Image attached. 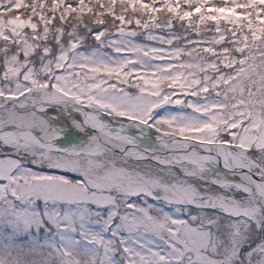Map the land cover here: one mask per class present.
Segmentation results:
<instances>
[{"label":"snow or ice","instance_id":"obj_1","mask_svg":"<svg viewBox=\"0 0 264 264\" xmlns=\"http://www.w3.org/2000/svg\"><path fill=\"white\" fill-rule=\"evenodd\" d=\"M138 2L140 8L126 0H52L58 7L54 14L49 8L51 25L61 30L27 54L17 47L11 57L0 55V223L13 237L0 264H21L28 249L22 237L41 229L55 230L64 264H264V137L240 143L253 118L242 116L237 127L230 120L213 136L184 131L211 123L223 110L221 97L238 79L237 65L217 61L212 79L228 82L223 91L220 84L208 87L204 74L191 87L171 83L184 79L188 48L215 43L209 53L215 60L233 50L229 33L238 34L228 29L219 43L214 30L190 37L191 21L171 6L180 7L179 0ZM259 7L264 10V0ZM5 11L0 4V14ZM257 15L264 21V11ZM141 33L151 43L132 39ZM113 36L118 39H106ZM92 42L119 58L83 54ZM145 75L168 80L152 89ZM166 104L180 111L157 116ZM53 105L63 114L49 116ZM212 105L220 108L204 111ZM151 129L158 147L149 151L141 145ZM73 157L77 166L65 160ZM81 240L91 247L73 257Z\"/></svg>","mask_w":264,"mask_h":264},{"label":"trees","instance_id":"obj_2","mask_svg":"<svg viewBox=\"0 0 264 264\" xmlns=\"http://www.w3.org/2000/svg\"><path fill=\"white\" fill-rule=\"evenodd\" d=\"M128 7L131 8L135 6L136 8H140V4L138 0H126ZM171 3V0H170ZM0 4H4L7 7V11L0 14V44L4 46L0 47V55H8L12 56V52H15L17 47L22 48L26 51V54L34 50V43L38 42L40 46L41 40L51 39L52 36L61 30L60 25L53 26L51 25V17L49 15V8L54 10L58 7V5L52 4V0H48V5L41 7L40 0H0ZM180 7L172 6V9L175 14H178L181 17H184L186 21H191L192 28L198 29H208L214 30L218 35L215 36V40L221 39L219 33L222 34L227 29L226 25L223 23L218 24L213 29L212 22L209 26L208 23L203 22L198 18L187 17L186 13L184 14V4L181 3ZM31 6V9L30 7ZM43 11V15L39 16V19L33 20L34 16L39 15L40 11ZM167 10V9H166ZM261 11V9H259ZM76 11V16L73 19L72 24L69 27H72L75 30V25L80 23V17L84 12V8L81 7ZM264 11V10H262ZM7 13L10 16L16 15L19 22H23L17 28H12V26L8 23ZM251 18L248 23L253 20H257V14L255 12L250 11ZM234 21V19L232 20ZM261 21V20H258ZM160 22L162 24L167 23V16H161ZM247 23V22H246ZM246 24L245 28H251V33H242L241 40L243 41V46L246 48L243 50H239V53H242L239 57H237L238 49L233 47L232 51L228 52V55H223L221 53L216 57L215 60L211 58L209 53L212 50H202L197 51L196 49L188 48L187 52L184 55V59L188 62V68L185 72H182L180 75L184 77V79H180V77H176V79L172 80V84H178L181 88L191 87L195 83L200 82L201 74H204L203 79L208 80V87H214L216 84H220L222 91L223 86L228 82L226 80L217 78L212 79L216 71L217 61L219 63H227L229 66L235 64L236 75L238 79L234 80L232 84L228 87L226 96H222L221 100L223 101L224 107L223 110L215 111V113L211 116V123H205L199 127V129L193 128L195 130H191L189 133H197L196 136H201V134H206L208 136H213L218 130L223 131V126L230 120H236L235 124H232L231 127H237L239 124L240 118L243 116L244 118L252 117L253 123L249 125V129L246 131H242L241 135L248 134V136L254 135L259 137H264V21L259 29L255 25ZM247 25H249L247 27ZM254 26V27H253ZM23 28L21 33H17L20 31L19 28ZM25 29H32V31H25ZM39 29V40H35L33 37L37 34L36 30ZM15 30V32H14ZM8 31L13 34V39L9 41L8 36L5 35V32ZM185 31H189V36L191 37V33L193 31L190 29H185ZM201 34L205 37H208L209 33L203 34L206 30H200ZM211 31V32H212ZM259 32L260 36H259ZM230 33L228 35V39L230 40ZM243 37L249 41L248 45H244ZM106 39H118V37H107ZM135 42L140 44H149L150 41L145 40L144 34H138L137 36L132 38ZM183 43V41H181ZM12 44V46H10ZM9 49L12 51L10 52ZM90 49H94L95 52L89 53ZM84 50V51H82ZM85 55H97L103 58H119L118 53H116L112 48L107 46H102L101 44L92 42L89 45H86L80 50ZM184 51V49H181ZM179 56V53H177ZM14 59V57H12ZM144 59L146 64L151 63V61ZM237 61V62H236ZM127 75V74H125ZM188 76V77H185ZM197 76V77H196ZM195 78V79H194ZM143 83L146 87L155 89L159 87L161 84L165 83L168 80L167 77L156 76L153 78L151 75H145L141 77ZM252 95H249V93ZM172 105H165L166 109H170ZM213 109L219 107V105H212ZM164 109V108H163ZM172 113L179 112L180 109L173 106ZM212 111V110H211ZM208 111V112H211ZM170 113V112H169ZM169 113H165L169 114ZM161 116V114H159ZM163 116V115H162ZM196 136H189L190 138H196ZM250 138V137H249ZM214 142L213 140H206ZM243 146V145H242ZM4 231V229H2ZM29 249L35 248L41 251H46L50 246L45 244L42 240L33 241L32 239H27ZM8 242V241H7ZM12 244V242H8ZM80 256V255H77ZM76 257V256H73ZM65 261V260H62Z\"/></svg>","mask_w":264,"mask_h":264},{"label":"rangeland","instance_id":"obj_3","mask_svg":"<svg viewBox=\"0 0 264 264\" xmlns=\"http://www.w3.org/2000/svg\"><path fill=\"white\" fill-rule=\"evenodd\" d=\"M252 1H254V0H252ZM256 1L259 3V0H256ZM18 18H20V17H18L17 14L13 15L12 20H9V24L11 26H13V25H15V26L18 25L19 26L23 22L22 21L19 22ZM234 18L235 17H232V19H231L230 15H229V17L226 20L229 29L234 28V26L238 27L239 24H240V22L237 19L235 21H232ZM243 40L245 41L244 45H248L249 44V41L246 40V38L243 37ZM54 115L56 116L57 114H54ZM54 115H52V116H54ZM191 130L192 129H187V130H184V131L190 132ZM195 134L198 135L197 133H195ZM241 142H243V139H241ZM65 160L71 166H77L78 163H79V161L76 160L74 157L73 158H65ZM231 178L236 180L235 177H231ZM0 183H2V181H0ZM134 199L138 200V198H134ZM148 203L149 204L153 203L151 198H148ZM165 210L170 211V209H167V208ZM89 226H93V229L95 231H99L100 230V226L99 225H89ZM2 229H4V231H2ZM122 235H126V233H122ZM12 238L13 237L11 235V230L5 224L0 223V250H4L6 247H10L11 244L8 243V242H11L10 240ZM22 239L26 240V238H24V237H22ZM75 239L79 240L80 238L79 239L75 238ZM129 243H131V240L129 241ZM84 247H86V246L84 245V242L81 240L79 249H82ZM87 247H91V245H88ZM17 248H19L18 244H17ZM47 253L46 252L36 253V252H31L29 250H26L25 256L27 258H29V259H22L21 260V264H45L46 261H51V262L55 263L56 261L59 260L58 256L53 255L52 253H49L50 255H48ZM44 260H46V261H44ZM47 264H51V263H47Z\"/></svg>","mask_w":264,"mask_h":264},{"label":"water","instance_id":"obj_4","mask_svg":"<svg viewBox=\"0 0 264 264\" xmlns=\"http://www.w3.org/2000/svg\"><path fill=\"white\" fill-rule=\"evenodd\" d=\"M49 110H53V111H56V109H60L62 110L61 108H58L56 105H53L52 107L48 108ZM47 109V110H48ZM71 109V108H69ZM132 134L136 135L137 134V129H132L131 130ZM156 139H157V133L155 132L154 129H151L147 132V135L144 137L143 141H142V145L141 147H145L144 149H148L149 151H151L153 148H157L158 145L156 143ZM74 143H79V141H74ZM205 143H208V142H205ZM210 144V143H208ZM63 147H68L69 145H62ZM165 155H168L169 153H164ZM221 169H222V166H221ZM214 173H216L215 169L209 171L207 173V176L208 177H212L214 176ZM255 179V178H254Z\"/></svg>","mask_w":264,"mask_h":264}]
</instances>
